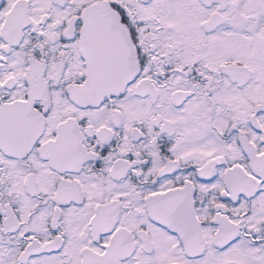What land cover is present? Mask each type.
I'll return each instance as SVG.
<instances>
[{"label":"snow or ice","instance_id":"1","mask_svg":"<svg viewBox=\"0 0 264 264\" xmlns=\"http://www.w3.org/2000/svg\"><path fill=\"white\" fill-rule=\"evenodd\" d=\"M0 264H264V0H0Z\"/></svg>","mask_w":264,"mask_h":264}]
</instances>
